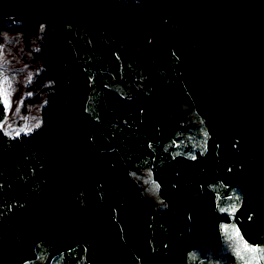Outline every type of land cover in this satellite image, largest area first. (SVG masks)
Segmentation results:
<instances>
[{"label":"trees","instance_id":"1","mask_svg":"<svg viewBox=\"0 0 264 264\" xmlns=\"http://www.w3.org/2000/svg\"><path fill=\"white\" fill-rule=\"evenodd\" d=\"M3 29L42 32L50 82L38 127L0 128V264H239L225 225L264 246V162L220 147L264 131V0H0Z\"/></svg>","mask_w":264,"mask_h":264},{"label":"rangeland","instance_id":"2","mask_svg":"<svg viewBox=\"0 0 264 264\" xmlns=\"http://www.w3.org/2000/svg\"><path fill=\"white\" fill-rule=\"evenodd\" d=\"M41 25L40 30H42ZM42 32L25 38L21 32L0 31V85L7 88L8 105L0 128L9 135L26 127L33 129L41 123V108L47 99L50 80L36 83L41 67L36 54ZM30 94V95H29ZM27 132V131H20ZM222 160L264 161V131L250 129L244 124H225L221 127Z\"/></svg>","mask_w":264,"mask_h":264},{"label":"snow or ice","instance_id":"3","mask_svg":"<svg viewBox=\"0 0 264 264\" xmlns=\"http://www.w3.org/2000/svg\"><path fill=\"white\" fill-rule=\"evenodd\" d=\"M9 94V91L7 88L3 87L0 85V96L5 97V105H8V100H7V95ZM30 95V94H29ZM37 127L39 125H36ZM20 131H31V128L26 127L25 129H21ZM20 131L16 132V135L20 134ZM153 187L158 190L159 185H153ZM221 211H228L227 209H221ZM236 211L235 208L231 209V212L234 213ZM223 231L227 237V240H229L232 243V246L236 252L237 257L241 260H245V254L251 253L253 256L259 251L261 254H264V249H255V248H250L245 241L244 237L241 235L240 230L236 228L235 226L229 228L228 226H222Z\"/></svg>","mask_w":264,"mask_h":264},{"label":"clouds","instance_id":"4","mask_svg":"<svg viewBox=\"0 0 264 264\" xmlns=\"http://www.w3.org/2000/svg\"><path fill=\"white\" fill-rule=\"evenodd\" d=\"M246 241V240H245ZM248 246L250 248H255V249H264V246L260 245H252L248 241H246ZM225 243L228 245V250L231 255H233L237 260L239 261V264H262V261H264V254H261L259 251L253 256L251 253L245 254V260L241 261L237 255L236 252L232 246V243L226 239Z\"/></svg>","mask_w":264,"mask_h":264},{"label":"crops","instance_id":"5","mask_svg":"<svg viewBox=\"0 0 264 264\" xmlns=\"http://www.w3.org/2000/svg\"><path fill=\"white\" fill-rule=\"evenodd\" d=\"M223 141H224V139L222 140V137H221V142H220V147H221V158H222V154H223V149H222V147H223ZM224 161V160H223ZM226 162H239V161H231V160H227ZM252 162H261V161H252ZM262 162H264V161H262Z\"/></svg>","mask_w":264,"mask_h":264}]
</instances>
